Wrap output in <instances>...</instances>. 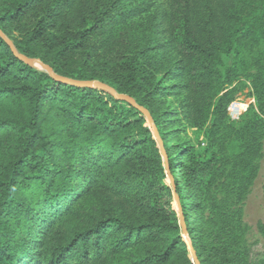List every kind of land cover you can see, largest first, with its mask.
<instances>
[{"label": "trees", "instance_id": "trees-1", "mask_svg": "<svg viewBox=\"0 0 264 264\" xmlns=\"http://www.w3.org/2000/svg\"><path fill=\"white\" fill-rule=\"evenodd\" d=\"M0 32L145 109L174 179L140 111L0 37V264H193L175 197L200 264H264V222L244 220L264 162V0H0Z\"/></svg>", "mask_w": 264, "mask_h": 264}, {"label": "water", "instance_id": "water-1", "mask_svg": "<svg viewBox=\"0 0 264 264\" xmlns=\"http://www.w3.org/2000/svg\"><path fill=\"white\" fill-rule=\"evenodd\" d=\"M0 37L8 44V46L11 48V50L16 54L12 42L9 41L1 32H0ZM17 57L19 59H21L22 61H24L27 65L32 66V67H36V68L44 71L50 77H52L55 81H58V82H61L63 84H67L70 86H74L77 88H86V89H91V90H94V89L95 90H105V91L109 92L115 99L120 100V101H125V102L129 103L131 106H133L135 109L140 111L142 113V115L146 118V121L148 123V126H149L151 132H152V135L158 144V147L160 149V153H161L163 161H164V167H165V170L167 173L168 182H169L170 186L172 187V189L174 190V179L169 172V164L167 162V156H166L164 148H163V142L159 138V134H158V132H157V130L153 124V121H152L149 113L145 109L137 106L136 103L131 98L124 96V95H118L113 89L107 87L106 85H104L98 81H75V80H70V79H66L63 77H59V76H56L52 72L50 67L44 65L38 59H27L21 55H17ZM175 204H176L177 212H178V219H179V227L181 230V236L184 238V240L188 246L191 262L193 264H200V262L196 256V253L192 248L191 239L188 236L185 221H184V216H183L182 209H181V206L179 203V199L177 197H175Z\"/></svg>", "mask_w": 264, "mask_h": 264}, {"label": "rangeland", "instance_id": "rangeland-1", "mask_svg": "<svg viewBox=\"0 0 264 264\" xmlns=\"http://www.w3.org/2000/svg\"><path fill=\"white\" fill-rule=\"evenodd\" d=\"M238 101L246 106V109L250 104H253L254 101L252 100V96L250 93L249 87H247L243 94L238 98ZM191 135V133L189 132ZM192 140L194 142V145L198 146L200 139L198 142L194 141L193 135L191 136ZM264 184V162L261 167V171L259 173V176L255 182V185L252 189V193L249 196L244 210V220L245 222L252 228L253 233L255 232V225L257 222L261 221L264 222V199L262 197V185ZM174 209H177L175 202L173 203ZM254 238H257L256 236ZM263 249L261 248V245H257L253 247L251 254L252 258L255 259L258 256L262 254Z\"/></svg>", "mask_w": 264, "mask_h": 264}, {"label": "built area", "instance_id": "built-area-1", "mask_svg": "<svg viewBox=\"0 0 264 264\" xmlns=\"http://www.w3.org/2000/svg\"><path fill=\"white\" fill-rule=\"evenodd\" d=\"M245 110L246 106L242 105L237 99L228 106L227 113L232 121H237Z\"/></svg>", "mask_w": 264, "mask_h": 264}]
</instances>
